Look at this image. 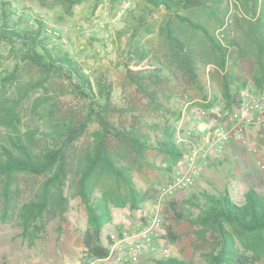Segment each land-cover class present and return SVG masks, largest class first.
I'll return each mask as SVG.
<instances>
[{"label": "trees", "instance_id": "obj_1", "mask_svg": "<svg viewBox=\"0 0 264 264\" xmlns=\"http://www.w3.org/2000/svg\"><path fill=\"white\" fill-rule=\"evenodd\" d=\"M86 1L39 0L41 4L61 6L66 14ZM99 1L95 0L96 4ZM141 1L145 8L131 27L128 42L139 61L151 54V49L141 42L142 32L156 33L168 50V63L191 79L197 77L198 66L213 62L223 74V110H230L238 108L239 90L247 87L242 82L232 89L236 76L233 69L249 50L255 68L251 83L256 90H264V0H237L244 14L245 45L235 37L216 34L226 23L228 0ZM159 11L163 17L158 23L152 16ZM14 14L11 3L0 0V44L9 46L18 62L2 78L14 91L0 84L1 221H16L21 236L31 240L48 222L61 219L69 200L78 196L87 214L82 235L84 252L90 259H105L113 241L108 236L111 243H102L101 234L112 222L113 210H138L153 196L137 190L132 181V172L146 152L155 150L172 159L173 164L184 157L174 143L175 126L168 117L162 124H154L160 133L150 135L135 123L127 127L112 124L108 120L113 111L111 90L105 79L101 75L92 79L67 51L51 45L48 26L42 19L30 16L32 24L24 17L14 18ZM20 68L22 74H28V80H22ZM159 74L166 76L159 67L128 76L157 110H161V105H157L155 92L147 81L158 82ZM53 84L60 85L65 96L86 101V113L76 118L73 111H64L58 98L49 93L47 86ZM30 96L34 100L28 104L31 116L26 121L23 116L28 107L24 104L29 103ZM169 116L178 117L173 112ZM91 120L97 128L89 133ZM26 178L31 184L21 189ZM194 200L196 196L179 203L167 201L165 218L175 223L186 220L199 227L198 235L213 237L214 243L205 253V264H259L264 256V182L260 187L251 185L243 202L234 200L227 190L203 193L200 200ZM188 205L198 210L196 216L186 215ZM164 230L169 241L178 239L171 224L165 225ZM147 264L187 263L167 257Z\"/></svg>", "mask_w": 264, "mask_h": 264}, {"label": "rangeland", "instance_id": "obj_2", "mask_svg": "<svg viewBox=\"0 0 264 264\" xmlns=\"http://www.w3.org/2000/svg\"><path fill=\"white\" fill-rule=\"evenodd\" d=\"M8 1L15 11L14 18L24 17L29 22L30 16L42 19L49 31L58 35L53 40L49 34L51 45L67 51L92 79L99 75L105 79L111 90L113 108L108 114V120L115 126L127 127L135 123L142 131L152 135L160 133L154 124H162L169 117L170 123L175 126L174 143L185 157L189 151L187 143L196 148L202 146L201 134L205 129L213 126L228 129L232 125L235 108L223 110V74L215 68L213 62L207 61L198 66L195 79L182 75L168 63V50L156 33H140L143 35L141 42L151 49L148 57L139 61L132 55L128 42L131 27L145 8L141 0H121L119 4H111L109 0H100L96 4L95 0H87L75 5L68 14L61 6L51 5L50 2ZM228 1L226 23L217 29L216 34L235 37L245 45L242 8L237 0ZM152 17L159 23L163 12H155ZM59 39H65L66 42L61 43ZM16 60L9 46L0 44V84L3 83L8 91H14V87L10 88L2 78L13 71ZM19 66L22 67V62ZM158 67L164 70L165 78L159 74L158 82L147 83L155 92L156 103L161 105V110L151 105L148 98L130 83L128 77ZM254 69V60L248 50L244 60L233 69L236 76L234 80L231 79L232 89L246 82L247 87L239 90V96L244 90H250L264 100V90H256L251 83ZM19 74L22 80L29 79L28 74H22V68ZM47 88L50 94L58 98L64 111H73L76 118L86 113V101L71 95L65 96V91L58 84ZM33 100L34 97L30 96L29 103L24 104L28 107H25L23 116L26 121L31 116L28 104L31 105ZM210 102L213 103L211 107H206ZM172 112L178 117L169 116ZM195 112L200 113L199 118L194 117ZM191 120L195 125L194 136L188 137L185 131ZM96 128L97 123L91 120L87 132ZM177 136L182 142L176 141ZM199 154V163L204 165L190 173L191 184L168 194L165 187L181 174L180 163L184 157L173 164L172 159L155 150L146 152L144 160L132 172V181L137 190L148 191L153 196L141 204L138 210L132 211L126 207L113 210V220L104 227L101 234L102 243H111L108 236L113 241L108 261L112 264H147L153 259H165L163 250L166 249L169 258L175 257L187 264H205V253L211 249L213 237L210 234L198 235L199 227L186 220L180 223L166 220V203L169 200L183 202L191 196H196V203L203 193L217 194L224 190L234 200L243 202L244 194L251 185L260 187L264 182V121L248 128L242 137L225 143L216 157H203L201 151ZM30 184V179L26 178L20 185L21 189ZM186 209V215L190 218L198 214L195 207L188 205ZM168 224L172 225L178 236L174 242L166 237L164 226ZM86 226V210L78 196L69 200L61 219L55 218L48 222L41 233L31 240L21 236L16 221L11 219L3 222L0 218V264H105V259H90L85 254L82 235ZM139 243H143L144 247L135 250L133 245ZM259 264H264V256Z\"/></svg>", "mask_w": 264, "mask_h": 264}, {"label": "built area", "instance_id": "obj_3", "mask_svg": "<svg viewBox=\"0 0 264 264\" xmlns=\"http://www.w3.org/2000/svg\"><path fill=\"white\" fill-rule=\"evenodd\" d=\"M49 34L52 36L53 40L57 38L56 32L49 31ZM61 43H65V39H59ZM235 115L232 119V125L228 129H224L221 126H213L209 129H205L201 134L202 146L199 148L194 147L193 145L189 147L187 155L184 157L183 161L180 163L182 170L179 171L181 174L177 175L169 185L165 187V191L169 194L173 193L178 189H182L189 184L192 180L190 178V173L199 170L200 165L203 166L204 163L200 164L198 160L200 151L203 152V157L208 156H217L218 152L222 149L223 145L232 139L240 138L244 135L245 131L262 121H264V100L262 97L256 94L254 91L244 90L240 96V103L237 109L234 110ZM200 113L195 112V118H199ZM189 123L186 129V135L188 137L194 136L195 125L194 122ZM177 142H182V139L176 137ZM188 173V174H187ZM133 242H130L132 245ZM135 250H141L144 247L143 243L134 244ZM163 256L167 258L169 253L166 249L163 250ZM109 257V256H108ZM106 261L105 264H112L110 261Z\"/></svg>", "mask_w": 264, "mask_h": 264}]
</instances>
